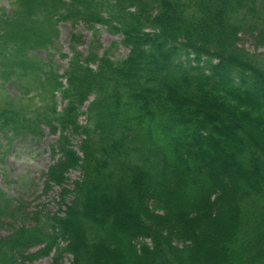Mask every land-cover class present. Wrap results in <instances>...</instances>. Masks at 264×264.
Instances as JSON below:
<instances>
[{
  "label": "trees",
  "instance_id": "1",
  "mask_svg": "<svg viewBox=\"0 0 264 264\" xmlns=\"http://www.w3.org/2000/svg\"><path fill=\"white\" fill-rule=\"evenodd\" d=\"M3 2L0 79L19 96L0 89V133L58 137L43 193L65 209L32 219L0 189V264H264V53L239 43L264 39V0ZM62 22L129 53L84 54L73 34L60 74L33 53Z\"/></svg>",
  "mask_w": 264,
  "mask_h": 264
},
{
  "label": "rangeland",
  "instance_id": "2",
  "mask_svg": "<svg viewBox=\"0 0 264 264\" xmlns=\"http://www.w3.org/2000/svg\"><path fill=\"white\" fill-rule=\"evenodd\" d=\"M0 7L6 8L8 11L11 6L8 2L0 3ZM100 35L93 37V30L83 24L73 25L71 22H62L59 25L60 36L56 40L54 47L49 50H38L33 53L48 67H54L63 74L68 67V58L63 57L64 54L72 55L71 47L72 35H78L80 43L78 49L84 53H88L89 46L95 40L98 46L102 47L100 53L109 50L114 59H121L128 55L129 50L121 44L122 37L115 36L108 32L107 28L99 27ZM240 47L251 54L264 53V39L258 37L255 33H245L239 35ZM0 89L10 96H19L17 85L11 83H3L0 79ZM33 94L30 95L32 97ZM33 108L40 107L38 99L31 102ZM85 110V109H84ZM44 135L39 139H21L13 138L5 132L0 133V189L11 196L17 205L22 206L26 213H30V218H34L32 213L40 211L43 214L48 212L57 213L65 206L61 201V190L55 188L48 194L43 193L44 173L48 170L54 161L51 156L50 146L57 140V136L51 135L49 129L43 127ZM77 141L74 142L77 145ZM79 172H73L69 176L68 186L72 189V183L77 180ZM23 222L17 221V224ZM14 222L7 218H3L0 222V237L7 236ZM66 242L61 244L62 248H66ZM55 254L50 257L38 259L34 264H53ZM59 264H72V254L65 252L61 256Z\"/></svg>",
  "mask_w": 264,
  "mask_h": 264
}]
</instances>
